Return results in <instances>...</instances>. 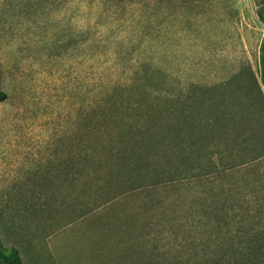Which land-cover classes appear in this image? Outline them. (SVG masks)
I'll return each mask as SVG.
<instances>
[{
    "label": "rangeland",
    "instance_id": "rangeland-1",
    "mask_svg": "<svg viewBox=\"0 0 264 264\" xmlns=\"http://www.w3.org/2000/svg\"><path fill=\"white\" fill-rule=\"evenodd\" d=\"M246 7V0H0V244L14 247L20 264H124L115 241L129 246L135 214L147 223L139 236L147 249L193 255L202 229L196 186L159 188L154 206L137 191L111 208L72 203L67 164L82 144L87 106L111 95L116 117L104 123L111 129L131 112L128 120L139 117L154 131L150 140L169 124L182 129L180 140L214 150L260 149L264 111L238 39L249 31L237 17ZM170 95L177 97L169 119ZM232 176L242 193L241 206L237 188L229 194L236 218L264 225V160ZM112 221L121 238L103 235ZM258 258L264 264V251Z\"/></svg>",
    "mask_w": 264,
    "mask_h": 264
},
{
    "label": "trees",
    "instance_id": "trees-1",
    "mask_svg": "<svg viewBox=\"0 0 264 264\" xmlns=\"http://www.w3.org/2000/svg\"><path fill=\"white\" fill-rule=\"evenodd\" d=\"M246 60L250 82L260 108L264 111L262 92ZM5 97V92L0 88V101ZM175 97L177 95L168 100L166 111L169 119L176 110ZM115 103L111 95L108 99L97 100L87 106L82 144L78 149L77 145L71 149L67 164L69 175L65 181L70 186L68 198L72 203L84 204L100 200L99 205L111 204L107 206L111 208L115 199L127 192L137 191V194L144 193L146 201L154 206L158 200L154 193L159 188L176 184L193 185L197 191L195 202L199 204V219L195 228H202L198 231L193 255L186 256L176 249L177 252L172 254L147 249L143 240H139L141 229L147 223H138L137 214L131 218V237L126 241L130 242L129 246L123 243L125 238H121L122 234L116 230L114 221L104 222L101 229L104 236L114 233L116 235L113 239L121 238L115 241L118 244L117 258L121 263L259 264L258 255L264 251V225L248 226L246 218H236L233 207H230L232 202L229 203V194L237 188L235 202L238 201V206H241L242 193L238 182L229 184V181L233 174L253 170L257 162L264 160V144L260 149L251 144H238L214 150L209 144L180 140L182 129L169 124L158 133L160 139L150 140L154 131L142 124L139 117L136 119L138 124H133L132 119L128 120L131 112L120 117L119 121H122L124 127L118 130L104 124L115 121ZM183 113L181 111V118L185 119L187 115ZM59 180L56 176L55 182ZM164 184L172 185L161 186ZM78 186L81 194L74 192ZM89 211L90 208L86 207L81 214H88ZM107 243L105 241L104 245ZM126 247L131 249L128 262L124 260L128 250ZM161 254L163 256L160 259ZM0 264H20L14 247L0 244Z\"/></svg>",
    "mask_w": 264,
    "mask_h": 264
},
{
    "label": "crops",
    "instance_id": "crops-1",
    "mask_svg": "<svg viewBox=\"0 0 264 264\" xmlns=\"http://www.w3.org/2000/svg\"><path fill=\"white\" fill-rule=\"evenodd\" d=\"M246 2V9L239 11L237 17L243 19L249 31L245 36L239 32L238 39L264 98V0H246Z\"/></svg>",
    "mask_w": 264,
    "mask_h": 264
}]
</instances>
